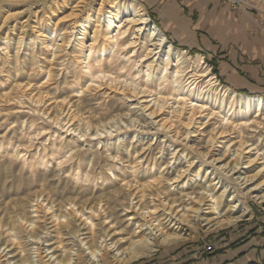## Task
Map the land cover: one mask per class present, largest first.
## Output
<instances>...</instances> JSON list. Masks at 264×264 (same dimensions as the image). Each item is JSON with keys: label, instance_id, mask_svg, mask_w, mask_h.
<instances>
[{"label": "bare ground", "instance_id": "1", "mask_svg": "<svg viewBox=\"0 0 264 264\" xmlns=\"http://www.w3.org/2000/svg\"><path fill=\"white\" fill-rule=\"evenodd\" d=\"M213 70L137 0H0V190L17 197L0 264H133L250 220L264 95Z\"/></svg>", "mask_w": 264, "mask_h": 264}, {"label": "crops", "instance_id": "2", "mask_svg": "<svg viewBox=\"0 0 264 264\" xmlns=\"http://www.w3.org/2000/svg\"><path fill=\"white\" fill-rule=\"evenodd\" d=\"M139 1L175 44L203 53L212 61L225 84L249 94H264V43L251 38L253 41L245 46L241 40H223L219 36L221 32L234 31L232 22L242 15L239 9L222 0ZM248 24V32L256 35L255 24ZM178 256L167 252L133 264H264V234L236 249L221 250L204 259L182 260Z\"/></svg>", "mask_w": 264, "mask_h": 264}, {"label": "rangeland", "instance_id": "3", "mask_svg": "<svg viewBox=\"0 0 264 264\" xmlns=\"http://www.w3.org/2000/svg\"><path fill=\"white\" fill-rule=\"evenodd\" d=\"M222 1L231 5V7L235 8V10L239 9L238 11L242 15L238 17V20H234L232 22V25L234 26V31H232V33L229 34L221 32L219 35L220 39L224 38L230 41L241 40L242 42L244 39V41H246L245 46H248L250 44V41H253L250 40L251 38H254L256 40L258 39V37H261L259 38V41H261L262 39V43H263L264 34L262 30L264 31V23L262 21H264V11L259 9L258 7L259 4L257 3V1L244 0L245 3L243 4L239 1L241 5L235 4L234 2H232V0H222ZM153 21L155 20L153 19ZM251 21L257 27L256 35H252L248 32V28L250 27L248 23H250ZM188 52L191 54H201L205 61H208L209 63L212 64V61L208 60L203 53H198L197 51H190V50H188ZM213 71L217 73L216 69ZM221 82L224 83L223 80ZM237 91H239L240 93H246L243 90H237ZM10 194L9 191L3 193L0 190V201L7 203L11 200V198L13 197L17 198L15 195H13V193L11 195ZM250 205L253 213L252 218L250 220H242L234 226L225 229H219L216 231H210V232L200 228L194 234L193 237L187 238L184 241L179 242L177 244H173L171 246L168 245L167 247L159 248L158 251H156L152 255L142 258L136 261L135 263L153 259L155 255L164 254L167 252L172 253V256L179 255L182 260L191 259L195 261L197 259H204L205 257L214 255L221 250H226L228 248L236 249L242 246V244H246L249 240L253 239L255 236L264 234V205H261L254 201H251Z\"/></svg>", "mask_w": 264, "mask_h": 264}]
</instances>
